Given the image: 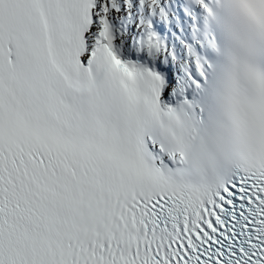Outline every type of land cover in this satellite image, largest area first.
<instances>
[{
    "label": "snow or ice",
    "instance_id": "snow-or-ice-1",
    "mask_svg": "<svg viewBox=\"0 0 264 264\" xmlns=\"http://www.w3.org/2000/svg\"><path fill=\"white\" fill-rule=\"evenodd\" d=\"M0 264H264V0H0Z\"/></svg>",
    "mask_w": 264,
    "mask_h": 264
}]
</instances>
